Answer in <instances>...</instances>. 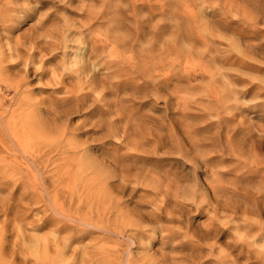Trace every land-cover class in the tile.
I'll return each instance as SVG.
<instances>
[{"label": "rangeland", "instance_id": "1", "mask_svg": "<svg viewBox=\"0 0 264 264\" xmlns=\"http://www.w3.org/2000/svg\"><path fill=\"white\" fill-rule=\"evenodd\" d=\"M0 264H264V0H0Z\"/></svg>", "mask_w": 264, "mask_h": 264}, {"label": "bare ground", "instance_id": "2", "mask_svg": "<svg viewBox=\"0 0 264 264\" xmlns=\"http://www.w3.org/2000/svg\"><path fill=\"white\" fill-rule=\"evenodd\" d=\"M111 48V47H110ZM95 52V51H94ZM111 53V52H110ZM149 76V75H148ZM143 78V77H142Z\"/></svg>", "mask_w": 264, "mask_h": 264}]
</instances>
